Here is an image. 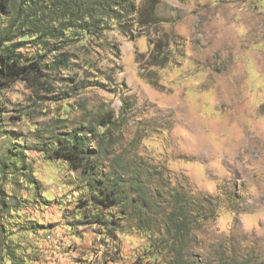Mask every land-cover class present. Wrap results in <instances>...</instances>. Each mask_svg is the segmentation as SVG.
I'll use <instances>...</instances> for the list:
<instances>
[{
  "label": "rangeland",
  "instance_id": "obj_1",
  "mask_svg": "<svg viewBox=\"0 0 264 264\" xmlns=\"http://www.w3.org/2000/svg\"><path fill=\"white\" fill-rule=\"evenodd\" d=\"M19 1L0 9V30L38 54L47 83L0 88V264H49L52 246L67 264H175L160 246L174 194L210 216L192 220L179 264H264V0H135L154 4L150 25L43 46L14 24ZM52 49L69 51L68 68H48ZM108 112L94 177L118 183L125 215L47 148L83 130L98 152L91 130ZM135 174L152 202L144 230Z\"/></svg>",
  "mask_w": 264,
  "mask_h": 264
},
{
  "label": "trees",
  "instance_id": "obj_2",
  "mask_svg": "<svg viewBox=\"0 0 264 264\" xmlns=\"http://www.w3.org/2000/svg\"><path fill=\"white\" fill-rule=\"evenodd\" d=\"M12 3L13 0H0V9L4 15L10 12ZM153 6L151 1H147V5L138 8L135 0H20L18 9L14 10L16 13L14 24L24 18L23 21L25 20L28 28H31V32L34 33L36 40L34 42L40 46L49 40L74 39L79 36L90 40L100 39L113 27H116L122 34H129L134 23L141 28L150 25L153 22ZM133 15H136V19L132 17ZM25 36L20 35V38ZM12 41L4 31L0 30V88L21 82L34 92L46 90L47 75L38 54L29 57L20 53L19 50L24 44L21 41L17 43H12ZM49 54H53V57L48 68L58 70L69 67V51L59 52L58 49H52L49 50ZM113 119V112H108L97 121L95 129L91 130L97 138L96 151L98 152L89 148L88 136L83 130L57 135L47 148L53 151L58 160L64 161L70 170L80 171L89 177L93 176L89 186H96L95 189L98 190L96 195H93L98 205L104 209L118 207L120 208L119 213L125 215L128 213L127 205L119 193L118 183L114 181L110 188L99 187L105 184L106 180L101 178L96 180L97 177H94L99 168L98 161L95 159L98 154H101L103 143L111 141L112 132L116 128ZM139 178L137 174L131 182L137 197L142 201L140 205H134L133 217L138 230H144L148 228L145 222L149 221L145 212L149 211L152 202L145 194L146 189L140 185ZM111 179L112 177L109 178ZM172 198L173 204L170 210L164 213L168 236L160 241V246L163 249L170 248V251L176 253L175 264H179V262H184L181 244H185L191 230L192 220H197L196 217L202 220L210 216L204 212L195 211L197 207L190 210V206L179 194H174ZM46 235H42L40 239L45 243L47 242ZM44 251L50 253L49 257L63 254L59 253L58 248L54 246ZM156 254L157 252H152L153 257H157Z\"/></svg>",
  "mask_w": 264,
  "mask_h": 264
},
{
  "label": "built area",
  "instance_id": "obj_3",
  "mask_svg": "<svg viewBox=\"0 0 264 264\" xmlns=\"http://www.w3.org/2000/svg\"><path fill=\"white\" fill-rule=\"evenodd\" d=\"M46 241L47 242H53L54 239L51 235H48L46 237ZM56 244H58V242H56ZM67 263H68V259L66 258L65 254L58 255L55 257H51L50 261H49V264H67Z\"/></svg>",
  "mask_w": 264,
  "mask_h": 264
}]
</instances>
